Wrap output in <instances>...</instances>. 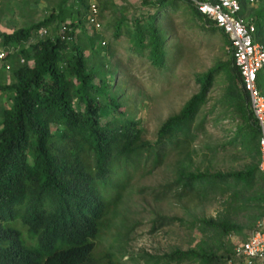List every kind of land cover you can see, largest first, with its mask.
Listing matches in <instances>:
<instances>
[{
	"label": "trees",
	"instance_id": "1",
	"mask_svg": "<svg viewBox=\"0 0 264 264\" xmlns=\"http://www.w3.org/2000/svg\"><path fill=\"white\" fill-rule=\"evenodd\" d=\"M112 1L98 0L101 27L94 28L89 25V0H18L15 8L12 0H0L12 16L31 17L33 3L43 4L46 12L37 22L0 33V45L7 51L0 70L12 76L4 81L0 73V264H238L231 237L240 235L243 242L264 228V174L259 168L261 128L232 43L187 0H142L152 12L121 15L104 27ZM258 1L251 9L248 0H241L240 14L256 25L254 40L264 44V0ZM179 4L187 6L204 30L222 32L230 57L196 75L198 92L161 123L154 141L133 116L130 83L119 78L121 62H113L114 51L105 38L113 27L116 41L125 35L131 50L166 71L174 29L166 11L176 14ZM42 28L47 30L44 36ZM222 73L227 78L222 103L242 122L212 152L238 149L250 162L238 170L210 172L195 168L194 142L206 131L203 108ZM257 86L264 95V68ZM171 154L177 157L170 165L174 177L159 191L150 188L155 199L203 202L233 194L230 201L239 202L245 190L257 189L255 201L263 212L253 217L249 235L227 208L198 219L203 237L195 246L157 255L128 250L139 221L128 220L120 203L133 188L135 175L153 174ZM147 190L140 189V194ZM178 222L183 219L157 215L151 232Z\"/></svg>",
	"mask_w": 264,
	"mask_h": 264
},
{
	"label": "rangeland",
	"instance_id": "2",
	"mask_svg": "<svg viewBox=\"0 0 264 264\" xmlns=\"http://www.w3.org/2000/svg\"><path fill=\"white\" fill-rule=\"evenodd\" d=\"M128 1L131 3V8L123 12V16L136 17L153 11L143 5L142 0ZM17 2L18 0H12L14 8ZM258 5L257 0L249 7L256 9ZM0 8L3 9L0 15V31L6 32L12 31L21 24L36 22L46 14L44 6L34 3L31 9L36 12L34 15L29 12L31 17L20 18L18 14L12 16L9 14V5L6 2H3L2 6L0 4ZM166 12L171 15L168 23H172L171 26L174 28L169 38L166 71L155 68L147 58L131 50L125 35L124 38L116 41L112 36L113 27L108 28L105 38L106 45L111 43L114 51L113 62L115 63L116 60L121 62L119 78L130 83L128 93L133 94L132 101L136 105L132 109L133 116L141 122L146 138L154 141L161 123L169 116L178 113L185 102L198 92L200 86L196 81V75L207 72L230 57L226 38L220 30L216 32L204 30L201 26L202 22L193 19L187 9L180 8L176 14H172L170 10ZM106 16L104 27L109 23L108 21L119 18L118 15ZM0 73L4 81L12 79L10 71L0 70ZM226 90L227 78L222 73L216 78L209 94V101L203 108L202 117L205 118L206 131L198 134L194 142L197 149V155L194 157L195 168L210 172H228L241 169L250 162L246 154L238 149L225 151L215 149L218 152H212L213 148L227 143L233 136L234 128L242 122L239 114L230 111L222 103ZM176 159L177 157L171 154L166 164L155 170L153 174L142 176L140 173L133 177L130 183L133 188L127 191L123 202L120 203L123 209L121 212L125 213L128 220L139 221L131 235L128 250L137 253L149 251L157 255L177 247L195 246L203 237L199 230L198 219L203 216H217L227 208L231 211V216L244 226L243 233L249 235L253 217L263 212L262 207L258 208V202L255 201V195L259 194L257 189L245 190L239 202L230 201L231 197H234L233 194L218 195L203 202L196 199L178 201L172 197L155 199L154 191H150V188L159 191L161 186L172 181L174 175L170 165ZM142 188L148 189L147 192L140 194ZM226 200L228 205H225ZM234 200L237 201L238 198ZM157 215L177 216L183 219V223L178 222L151 232L152 222ZM243 239L245 238L240 235L231 237L232 243H240Z\"/></svg>",
	"mask_w": 264,
	"mask_h": 264
},
{
	"label": "built area",
	"instance_id": "3",
	"mask_svg": "<svg viewBox=\"0 0 264 264\" xmlns=\"http://www.w3.org/2000/svg\"><path fill=\"white\" fill-rule=\"evenodd\" d=\"M187 1L225 32L232 43L233 57L240 70L244 90L249 94L251 109L261 128L259 168L264 174V95L257 86L258 73L264 68V44L254 40L256 25L240 14L241 0ZM248 1L255 3V0ZM89 6V25L100 28L98 0H89ZM63 29L66 30V27ZM46 34L47 30L42 28L40 35ZM6 56V49L0 45V67L4 65ZM235 256L238 264H264V228H257L247 240L237 243Z\"/></svg>",
	"mask_w": 264,
	"mask_h": 264
},
{
	"label": "crops",
	"instance_id": "4",
	"mask_svg": "<svg viewBox=\"0 0 264 264\" xmlns=\"http://www.w3.org/2000/svg\"><path fill=\"white\" fill-rule=\"evenodd\" d=\"M43 2V1H42ZM249 2V1H248ZM256 2V0H255ZM250 3V2H249ZM182 9H187V6L184 4H179ZM250 5H253L250 3ZM42 6H44L42 4ZM65 8L69 7V4L64 5ZM129 8H131V3L128 0H113L108 8V10L105 11V15H111V17H115L118 15L119 17L122 15L123 12L128 11ZM250 8V7H249ZM170 10V9H168ZM189 11V10H188ZM168 13V12H167ZM123 16V15H122ZM246 16V15H245ZM109 17V16H108ZM117 17V16H116ZM42 18V17H41ZM40 18V19H41ZM247 19V17H245ZM37 22V21H36ZM13 31V30H12ZM1 32H6L5 30L0 31ZM11 32V31H7Z\"/></svg>",
	"mask_w": 264,
	"mask_h": 264
}]
</instances>
